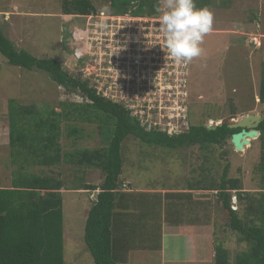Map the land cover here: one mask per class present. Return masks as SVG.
I'll return each mask as SVG.
<instances>
[{
    "label": "trees",
    "instance_id": "1",
    "mask_svg": "<svg viewBox=\"0 0 264 264\" xmlns=\"http://www.w3.org/2000/svg\"><path fill=\"white\" fill-rule=\"evenodd\" d=\"M216 2L196 0V6L211 9ZM157 6L161 7V0H110L112 15L155 16ZM96 10L91 0H64L62 4L63 15L87 16ZM0 54L10 65L45 72L67 92L77 90L86 97L82 103L68 98L44 114L36 105H22L16 99L9 101V146L11 162L17 170L10 187H3L0 182V264H65L64 181L28 171L31 167L53 168L62 163L104 173L101 184L83 183L75 189L90 194L99 191L96 199L90 196L93 203L84 232L86 247L95 264H129L131 252H161L165 221L169 222L170 213L178 214L186 205L194 209L192 198L199 190L201 198L215 197L229 219L228 229L247 245L234 264H264V122L257 129L261 143L258 172L263 192H245L241 178L228 177V167L219 180L206 176L189 182L187 192L151 195L126 191L121 179L122 148L128 137L170 151L191 147L210 151L215 146H225L241 129H230L231 124L223 122L216 130L192 124L187 133L178 137L148 132L125 106L97 96L88 81L64 69L59 56L37 58L25 50L19 51L1 29ZM258 98L264 105V63ZM236 114L233 107L231 116ZM79 122L96 124L105 146L94 150L75 148L83 132L75 126ZM65 123L74 125L67 135L75 139L71 144L74 149L69 152L64 151L62 144ZM233 192L241 209L231 207ZM242 203L247 204L244 207ZM230 260L229 250L216 244L215 264H230Z\"/></svg>",
    "mask_w": 264,
    "mask_h": 264
},
{
    "label": "rangeland",
    "instance_id": "2",
    "mask_svg": "<svg viewBox=\"0 0 264 264\" xmlns=\"http://www.w3.org/2000/svg\"><path fill=\"white\" fill-rule=\"evenodd\" d=\"M63 1L0 0V29L19 51L25 50L37 58L59 56L63 68L75 73L77 78L80 70H92L88 60L81 65L80 60L77 62L73 58L75 51L82 50L86 42V38L76 36L74 28L80 23L84 26L85 22L63 15ZM91 1L97 9L94 13L96 17L101 13L112 15L110 0ZM165 8V0H161V12ZM210 10L214 14L213 30L204 38L202 55L191 62V123L213 127L223 122L233 124L251 114L264 115V105L259 103L258 98L264 41L257 33H264V0H217ZM62 16H65L64 19ZM254 37H258L261 47L253 43ZM68 98L72 102L85 101L79 98L77 90L67 92L64 87L56 85L47 73L12 66L0 54V182L3 187L11 186L13 172L17 170L11 162L9 146V101L16 99L22 105H36L44 114L50 107H58L59 102ZM233 107L236 108V116H231ZM57 110L60 111L59 108ZM73 126L72 123L63 126L62 144L67 152L74 149L71 144L75 139L67 136ZM75 126L83 130L75 148L94 150L105 146L96 124L79 122ZM122 152L124 165L121 179L123 183L129 181L133 189H187L189 182L206 176L219 180L228 167V177L241 178L245 192L264 191L261 190L263 182L258 172L261 156L258 139L252 140L251 145L242 151H236L231 140L225 146H215L210 151H202L199 147L170 151L144 144L130 136L124 141ZM28 171L64 181L65 264H95L84 241L85 211L92 206L90 196L93 195L92 192L75 189L83 183L101 184L104 173L66 163L53 168L31 167ZM205 199L208 203L206 228L199 231L200 236L191 241L190 247L183 238L170 242L167 236L163 261L171 257L177 262L192 256L200 257L204 264H214L215 246L222 244L229 250L230 264H234L236 256L246 251L247 245L228 229L229 219L215 197ZM242 204L245 207L247 203ZM238 209H241L239 201ZM166 228L168 234L167 224ZM129 264H162V254L133 252Z\"/></svg>",
    "mask_w": 264,
    "mask_h": 264
},
{
    "label": "built area",
    "instance_id": "3",
    "mask_svg": "<svg viewBox=\"0 0 264 264\" xmlns=\"http://www.w3.org/2000/svg\"><path fill=\"white\" fill-rule=\"evenodd\" d=\"M160 14L76 16L85 25L78 24L74 31L78 38H86V42L82 50L75 51L73 58L77 62L80 60L81 65L88 60L92 70H80L77 78L88 81L97 96L125 106L146 131L178 137L187 133L192 125L189 110L191 62L180 63L166 55ZM253 40L255 45L262 46L258 37ZM79 98L84 101L86 97L80 93ZM98 193H92L93 200ZM235 193L231 207L237 210Z\"/></svg>",
    "mask_w": 264,
    "mask_h": 264
},
{
    "label": "clouds",
    "instance_id": "4",
    "mask_svg": "<svg viewBox=\"0 0 264 264\" xmlns=\"http://www.w3.org/2000/svg\"><path fill=\"white\" fill-rule=\"evenodd\" d=\"M165 4L166 10L160 14L159 23L166 55L177 62L190 63L204 51L201 45L213 30L214 14L208 8H198L196 0H165ZM156 11L161 12L159 6Z\"/></svg>",
    "mask_w": 264,
    "mask_h": 264
},
{
    "label": "crops",
    "instance_id": "5",
    "mask_svg": "<svg viewBox=\"0 0 264 264\" xmlns=\"http://www.w3.org/2000/svg\"><path fill=\"white\" fill-rule=\"evenodd\" d=\"M65 16H62L64 19ZM258 35L260 38H262V41H264V33L261 31H257ZM129 181L124 183L126 191H137V192H142V193H149V194H166L167 192H174V193H182V192H187L186 189H174V190H166V189H133L130 187ZM193 194V192H192ZM202 190L195 191L194 197L192 198L193 202L195 203L194 209H190L189 205H186L182 207L181 212L176 214V213H170L169 217V222L167 220L165 221L163 225V250L159 253L162 254V264H204L203 261L201 260L200 257H190L189 259L186 257L185 259L183 258L180 261H175L173 258H166V261H163L164 259V253L166 252L165 250V241L167 239V236L170 238V242H172V239H178V238H183L185 240V243L191 244V241L195 239L196 241V236L199 235V231L202 230L203 228H206V220H207V214H208V203L207 199L201 198ZM90 208L85 211L86 214V219L88 216ZM176 214V215H175ZM166 224L169 226V233L167 234L168 231H166ZM200 236V235H199ZM189 249V248H188ZM138 252V251H134ZM143 252V251H141ZM133 253V252H131ZM130 253V255H131ZM158 253V252H157ZM184 257V256H183ZM213 258H215V254H213ZM129 262H130V256H129ZM215 264V260H214Z\"/></svg>",
    "mask_w": 264,
    "mask_h": 264
},
{
    "label": "water",
    "instance_id": "6",
    "mask_svg": "<svg viewBox=\"0 0 264 264\" xmlns=\"http://www.w3.org/2000/svg\"><path fill=\"white\" fill-rule=\"evenodd\" d=\"M264 122V115L256 114V115H248L243 117L241 121L237 123H233L229 125L230 129H241V132L233 134L231 138V143L234 146L236 151H242L246 146L251 145V141L258 139L260 133L257 131L259 125ZM207 126L210 130H216L219 126Z\"/></svg>",
    "mask_w": 264,
    "mask_h": 264
},
{
    "label": "bare ground",
    "instance_id": "7",
    "mask_svg": "<svg viewBox=\"0 0 264 264\" xmlns=\"http://www.w3.org/2000/svg\"><path fill=\"white\" fill-rule=\"evenodd\" d=\"M241 120V119H240ZM262 125V124H261ZM261 125H260V127H261ZM237 130H239V129H237ZM225 176V175H224Z\"/></svg>",
    "mask_w": 264,
    "mask_h": 264
},
{
    "label": "flooded vegetation",
    "instance_id": "8",
    "mask_svg": "<svg viewBox=\"0 0 264 264\" xmlns=\"http://www.w3.org/2000/svg\"><path fill=\"white\" fill-rule=\"evenodd\" d=\"M233 123H235V122H233ZM237 123V122H236ZM241 132V131H240ZM260 133V132H259Z\"/></svg>",
    "mask_w": 264,
    "mask_h": 264
}]
</instances>
